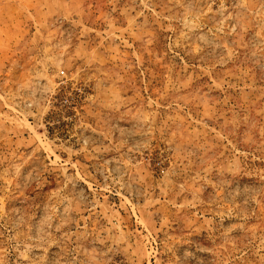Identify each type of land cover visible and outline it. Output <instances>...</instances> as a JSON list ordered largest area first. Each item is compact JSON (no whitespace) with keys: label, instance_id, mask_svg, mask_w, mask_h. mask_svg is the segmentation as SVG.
Here are the masks:
<instances>
[{"label":"rangeland","instance_id":"rangeland-1","mask_svg":"<svg viewBox=\"0 0 264 264\" xmlns=\"http://www.w3.org/2000/svg\"><path fill=\"white\" fill-rule=\"evenodd\" d=\"M0 264H264V0H0Z\"/></svg>","mask_w":264,"mask_h":264},{"label":"built area","instance_id":"built-area-1","mask_svg":"<svg viewBox=\"0 0 264 264\" xmlns=\"http://www.w3.org/2000/svg\"><path fill=\"white\" fill-rule=\"evenodd\" d=\"M64 102H65V103L69 102V99H68L67 97L64 98Z\"/></svg>","mask_w":264,"mask_h":264}]
</instances>
